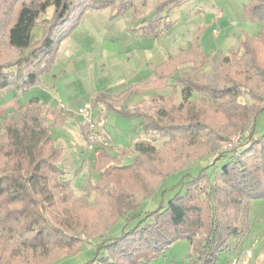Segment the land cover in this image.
Wrapping results in <instances>:
<instances>
[{"label":"trees","instance_id":"16d2710c","mask_svg":"<svg viewBox=\"0 0 264 264\" xmlns=\"http://www.w3.org/2000/svg\"><path fill=\"white\" fill-rule=\"evenodd\" d=\"M186 1L159 3L141 21L142 35L157 38L160 29H169L174 22L160 13ZM137 3L0 0V47H4L0 57L13 55L0 61V95L18 94L39 84L41 75L51 70L60 43L85 10L110 8L119 16ZM49 6L53 7L51 16L42 17ZM243 11L249 20L261 24L259 33L241 38L237 49L219 52L216 69L208 78L198 71L212 53H204L194 37L190 46L197 50L199 70L182 73V57L163 61L154 75L156 84L170 93L159 96L160 104L153 112H132L108 104V109L124 117L140 118L146 138L130 147V164H122L107 146L95 147L92 168L97 177L94 183L90 180L89 192H100L95 200L110 209L112 221L88 247L92 256L82 264H149L183 238L189 241L187 264H225L227 254L241 250L243 239L252 233L253 202L264 201V130L256 129L257 117L264 110V64L258 55L264 47V0H247ZM177 96L180 102L175 104ZM244 96L252 103L241 101ZM97 99L103 102V95ZM205 114H239V135L244 140L241 147L219 151L209 163L207 153L224 138L216 128L219 118ZM58 117L32 97L15 114L0 120V234L44 255L51 249L75 246L48 264L76 255L89 245L80 237L88 232L82 214L65 192L71 179L59 166L64 147L52 134L56 120L63 121ZM164 151L176 153L180 159L174 169L170 162L158 165ZM124 154L129 153L119 155ZM175 173L181 174L179 189L164 200L169 188L163 184ZM146 177L152 189L136 194L129 182H142ZM99 180L113 182L114 188L93 186ZM156 194L161 197L158 204L145 208V201ZM89 225L92 234L94 225Z\"/></svg>","mask_w":264,"mask_h":264},{"label":"rangeland","instance_id":"374dc122","mask_svg":"<svg viewBox=\"0 0 264 264\" xmlns=\"http://www.w3.org/2000/svg\"><path fill=\"white\" fill-rule=\"evenodd\" d=\"M141 1L138 0L135 8L132 7L119 16H114V11L110 8L85 10L78 25L60 43L51 70L43 73L39 84L29 89V94L39 97L48 109L63 117L62 122L58 117L52 127L57 144L64 147L59 166L67 172L66 177L71 179L65 192L72 202L77 203L75 207L82 214L81 220L88 228V232L82 233L80 237L87 240L89 245L80 253L65 256L54 264L85 262L92 256V250H88V247L96 241L99 234L107 230L112 221L110 209L95 200L100 192H89L90 183H94L97 177L92 168L95 148L88 149L86 146L87 128L79 109L87 102L93 105V121L102 132L108 151L114 156H119L122 164H130V147L138 139L146 138L139 125L141 120L137 117H124L108 109V104L132 112L140 110L151 113L160 104L159 96L170 93V89L161 88L156 84L157 78L153 74L163 61L168 57H182V62L185 61L181 66L182 73L191 74L199 70L196 65L197 50L190 46L194 37H197L204 53H212L198 71L201 77L208 78L216 69L215 56L219 52L227 53L229 49H237L241 38L246 35L256 37L261 29L259 22L249 20L244 14L243 6L247 0H188L171 10H163L160 16H165L174 24L169 29H160L157 38L147 37L139 30L141 21L150 17L152 10L165 0ZM52 12L53 7L49 6L42 17H49ZM35 33L39 35L37 30ZM3 48L0 47V52ZM258 55L264 64V47L259 48ZM9 56L13 57L12 54L0 57V61L7 60ZM152 57L155 65L149 62L147 64V60ZM100 95H103V102L97 99ZM240 100L252 103L248 96ZM179 102L180 98L177 96L174 103ZM46 106L43 105V108L46 109ZM10 115L0 114V120ZM205 116L219 118L215 124L224 138L215 146L214 151L207 153L206 162L213 161L219 151L235 149L244 143L242 137L238 142H233L241 133L238 123L242 116ZM256 129L264 130V110L257 117ZM160 143L159 141L158 146H161ZM121 151L129 154L120 156ZM166 162H170L169 166L174 169L180 159L176 153L164 151L158 165L165 166ZM180 177V173H175L166 179L163 188L169 190L165 192L164 200L179 189L177 182ZM120 183L121 181V187ZM129 183L136 194L147 188L152 189L148 177L142 182L133 180ZM104 185L109 186V190L114 188V183L107 180H99L93 186ZM160 199V194H156L145 201V208L155 207ZM250 213L254 232L243 239L241 250L227 254L225 264L233 258H236V264H244L246 251L251 252L246 264L264 262V201H254ZM89 224L94 225L92 234L89 233ZM133 224L134 220L129 223ZM70 249L61 251L55 248L45 255L41 251L33 253L22 248L18 240L7 241V238L0 234V264H48L58 254L75 250V246ZM188 253L189 241L179 239L170 245L164 256L149 264H187Z\"/></svg>","mask_w":264,"mask_h":264},{"label":"built area","instance_id":"2783aa9c","mask_svg":"<svg viewBox=\"0 0 264 264\" xmlns=\"http://www.w3.org/2000/svg\"><path fill=\"white\" fill-rule=\"evenodd\" d=\"M213 32H215V30ZM92 106L93 105L90 102H87L83 105V107L79 109V112L84 118L85 126L87 128L86 146L88 149H93L97 145H104V146L107 145L106 140H104V136L102 132L97 128V125L93 121V115L91 112ZM239 139H240V135H237V137L235 138V140H233V142H238ZM245 255H246V259L244 261V264H246L248 259L250 258L251 252L246 251ZM236 263H237L236 258H233L227 264H236Z\"/></svg>","mask_w":264,"mask_h":264},{"label":"crops","instance_id":"0c3cea01","mask_svg":"<svg viewBox=\"0 0 264 264\" xmlns=\"http://www.w3.org/2000/svg\"><path fill=\"white\" fill-rule=\"evenodd\" d=\"M155 55H158V54L155 53ZM153 57L151 59H149V61L147 60V64L149 62V63L155 65ZM133 78L134 77H131V79H133ZM32 97H36L39 99V97L29 94V90H27L25 92H20L18 94L4 93V94L0 95V114H8V115L15 114L17 107L23 103H26ZM40 103L43 104L44 106H46L43 102L40 101ZM46 107L49 108L48 106H46ZM63 111L64 110H62V112ZM58 112H60V111H58ZM84 140H85V131H84Z\"/></svg>","mask_w":264,"mask_h":264}]
</instances>
